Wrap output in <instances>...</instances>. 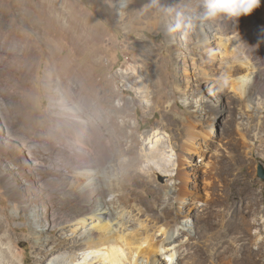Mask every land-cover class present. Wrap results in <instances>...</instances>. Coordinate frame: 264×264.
<instances>
[{
  "label": "rangeland",
  "instance_id": "obj_1",
  "mask_svg": "<svg viewBox=\"0 0 264 264\" xmlns=\"http://www.w3.org/2000/svg\"><path fill=\"white\" fill-rule=\"evenodd\" d=\"M149 4L150 0H0V98L7 117L6 122L0 115V212L12 217L14 229L12 239L0 234V264H34L42 237L51 238L49 264H102L101 257H96L107 248L97 252L71 245L55 247V242L79 238L93 226L92 220L67 223L58 213L71 208L68 181L78 147L75 136L66 133V124L56 118L61 97L56 90L58 76L69 88H76L77 100L86 102V114L97 126H104L105 133L112 132L125 148H132L131 154L119 157L107 149L101 160L89 154L95 171L131 159L133 167L107 176L108 180L126 179L122 189L128 205L118 201L126 211H117L116 218L121 216L128 226L134 222L127 211L144 187L136 183L137 171L153 176L157 188L170 191L173 184H182L190 202L203 200L200 205L205 210L199 221L181 218L163 228L167 232L189 228L202 245L219 247V264L237 263L233 245L250 240L249 236L236 238L239 232H264V127L253 129L247 144L242 138L250 125L264 122V85L256 86L255 100L260 105H252L243 91L244 78L264 79V0L225 28L230 16L206 18L203 0ZM31 7L43 9L39 18L22 13H32ZM177 12L185 20L180 29L175 27ZM31 19L50 28L33 32ZM205 36L208 43L203 44ZM252 40L262 51L251 46ZM242 52L247 56L245 65L236 58ZM239 65L245 68L236 72L234 67ZM215 81L224 84L222 104L214 101L207 86ZM89 88L101 95L99 105L88 96ZM205 104L214 105L210 114L202 109ZM188 111H200V115L190 117ZM187 116L200 121L195 127L201 132L199 142L186 146L200 150L193 157L180 145L187 138L180 139L183 125L179 119ZM255 131H259L258 138L253 136ZM154 151L164 154V160L152 159ZM32 154L48 164H36ZM204 157L208 162L202 161ZM160 164L165 165L162 171ZM179 168L187 174L183 182L176 176ZM205 177L213 182L212 188L205 184ZM170 197L177 207L182 206L174 193ZM105 199L117 197L107 192ZM74 203L79 205L78 200ZM194 214L198 215L197 209ZM252 248L256 250L257 245ZM125 253V264H152L162 258L151 247L145 255ZM168 259L165 255L162 264H170ZM258 263L264 264V252L258 255Z\"/></svg>",
  "mask_w": 264,
  "mask_h": 264
},
{
  "label": "bare ground",
  "instance_id": "obj_2",
  "mask_svg": "<svg viewBox=\"0 0 264 264\" xmlns=\"http://www.w3.org/2000/svg\"><path fill=\"white\" fill-rule=\"evenodd\" d=\"M41 10L43 9L31 7L32 13L26 11H23L22 13L23 14L27 13L29 16L32 17H33L32 14H35L37 15L35 17L39 18ZM241 17L242 16L238 18L234 16L228 17L227 20L225 21L224 26L222 27L225 28L226 26H229L232 19L233 20L241 19ZM29 22L31 25L30 26L31 30H33V32L35 30L36 32L42 33L43 31L47 30V27H49V26H43L44 23L40 21H36L35 19H31V21ZM64 34L66 35L67 32ZM37 36H41V35H37ZM205 42L208 43L207 36H205L203 39V44ZM251 43H252L251 45L252 47L254 46L255 49L262 51L260 44L256 40H252ZM74 46L77 47V45ZM81 47L78 46L79 50H81ZM243 53L244 52L238 54L236 58L239 61L243 62V64L245 65V63L247 64V59H246L247 56H245V54L243 56ZM76 54H80V53H76ZM244 68L245 66L239 65L237 67H234V70L237 72V71H241V69ZM244 81H247V84L243 85L244 93L249 96L250 100L253 103L252 105H260V103L257 100H255L256 99L255 96L257 95L256 86H259L260 84L264 85V79L259 80L258 78L255 77L254 78L247 77L243 79V82ZM55 83H56V90L59 91L61 94V97L58 101L60 110L57 111L56 118L58 119L59 123L66 124L67 126L66 133L73 134L76 138V143L78 145V147L74 148L75 152L73 153L75 154L76 157L75 166H74L75 169H73L72 173L69 174V181H68L69 182L68 202L70 203L71 208H69L66 211L63 210L58 211V213L61 214V216H59L58 214L57 216L62 218V220L64 219V221L67 223L74 222L75 220H79V221L92 220L93 223V226L90 227V229L86 233L82 232L81 237L79 238L76 237V239L73 240L64 239L55 242V247L71 245L73 248H79V249L94 248L98 252L103 250L104 247L107 245L106 246L107 248L104 250V253H107L110 259L119 261L120 264H125L126 261L125 250L129 252L128 256L133 257L134 252H140L142 253V255H145L146 252L150 251V247L156 249L158 254L162 256V258H160L157 262H153L152 264H162L163 259L165 260V255L169 256L168 261L171 262L170 264H219L218 261L216 260V258L220 254L219 247L211 249L208 246L202 245L198 237L192 234L189 228L172 229L169 232H167L164 229L165 227L163 228V226H169L171 222L173 221L177 222L181 218L193 217L194 222H197L203 216V211L205 210V208L204 206L200 205V202L203 200L202 199L197 200L193 203L190 202L188 200V191L184 186H182V184L179 186L177 184H173L171 190L166 191L165 190L166 187L157 188L156 186L153 185V181H154L153 176L151 175L146 176L145 174L136 171L137 173L136 183L141 184L142 187L144 186L146 188L144 187L142 188V190L140 191L141 194L140 196L139 195L135 196L136 204L132 206V210L127 211L128 215L132 214V217L134 218V222L128 226L127 223L123 222L121 216L118 218L115 217L117 211L118 213L121 212L122 214L124 211H126L125 206H122L123 204L118 205V201L124 203L125 205H128V202H126L124 197L125 192L122 189V187L125 185L126 179L125 177H121L119 179L108 180L107 176H109L110 173L118 169L133 167V164L131 163V159L129 161L126 160L118 161L117 164H112L110 166L100 169L99 171H95L94 169H92V167L95 164V160L92 159V157H90L89 154L92 153L95 155V158L97 160H101L102 155H105L107 153V149H109L111 153L114 151L115 156L119 157L124 154H131L132 148H125L123 140L119 138L118 139L115 138L112 132L105 133L104 126L102 125L97 126L96 120L86 114V108H85L86 102L83 99L81 101L77 100V92L74 86H71L69 88L65 83V81L60 76H58V78L55 80ZM207 86L211 88L210 94L214 98V101L217 104H222L225 95L224 84L221 81L220 82L215 81L214 83H209V85L207 84ZM88 96L92 97V99H94L97 102L96 103L97 105L100 104L101 95L97 93L95 89L89 88ZM257 99L259 100L258 97ZM207 106L208 107L210 106L209 110L206 109ZM213 106L214 105L205 104L202 109H205V112L210 114V112L213 109L212 108ZM4 109H5L4 102L0 98V115L7 122V117L5 115ZM199 112L200 111L197 112L188 111V114L190 117L195 116L196 118V116L200 115ZM190 117L188 116L185 118L181 117L179 119V122H181V124L183 125L180 139L182 140L183 137L187 138V141L186 142L182 141L180 145L183 149H186L188 153L191 154V157H193V155L196 152H200V150L199 149L192 150L189 148L187 149L186 146L189 142H191L192 144L198 143L201 137V132L195 130V127L198 126V123L200 125V121L197 119L192 120ZM111 122L116 123V121L113 122V120ZM125 126H127V122L123 124V127ZM211 127H212L211 129L213 130L212 124ZM263 127H264V122L262 121H257L254 126L250 125L247 134L246 133L242 134V138L244 142L246 144L248 143L247 137L249 133L253 131V129L257 130ZM253 133H254L253 136H255L256 138L259 137V131H255ZM115 146H117L118 149H115ZM82 148L85 149L84 153L81 150ZM204 154L206 155L207 151H205ZM35 155L36 154L34 155L32 154L31 157L32 159H34L36 164H45V165L48 164L43 162V160L39 159ZM153 157L154 159L155 157L157 158L160 157L163 159L164 154H162L160 151H154L151 158L153 159ZM202 161L208 162L205 157L202 159ZM162 167L165 168V165L160 164L159 168H161V171L163 169ZM176 176L179 179H181L183 182L187 177V174L183 171L182 168H179L177 170ZM204 182L207 185V187L209 186L212 188L214 186L211 179L207 177H205ZM120 189H122V191H120ZM107 192H112L113 194H115L117 200L107 201L105 199ZM171 192L174 193L177 196V198L183 202L182 206L177 207L176 203L170 197ZM148 194H152V198H149ZM167 196H169L170 198ZM209 196L210 193L207 192V197ZM76 200L79 201L78 206L75 205L74 203ZM204 201L207 202V200ZM107 205H109V207ZM195 209H197L198 211V215L196 217L194 214ZM135 210H137L138 213H134ZM11 218L12 217L8 216L5 213V211L0 212L1 238H5V239L13 238L14 229L10 223L11 222L10 220H12ZM57 219L59 218H56L55 220L52 221L53 223L52 226L55 225ZM60 222L61 221L58 220V223ZM54 230H55L54 228H51L52 232H54ZM157 232H161V234L159 235L157 234ZM162 235L165 236L161 237ZM248 236L250 240L247 243H242V244L238 243L233 245L234 251L232 256L237 261L236 264H245L243 259L244 260L249 259L251 263L257 264L258 255H261L264 252V232L262 230L253 232V230L251 229H246L243 232H239V236H236V238L239 237L240 239H245ZM41 239L42 240L40 241V247H39L40 256L36 258L34 264H46V263L49 264L48 257L52 250L51 248H49V243L51 242V238L42 237ZM253 245H257L256 250H253L252 248ZM113 249H116L117 251L114 252ZM120 249L123 250V255H121L119 251ZM0 251L3 252L2 248H0ZM245 254H247L246 257ZM100 257H101L100 255H97L96 258H100ZM100 261H102V258ZM60 263L61 262H56L54 264H60ZM91 264H96V263L94 261ZM142 264H144V261H142Z\"/></svg>",
  "mask_w": 264,
  "mask_h": 264
},
{
  "label": "clouds",
  "instance_id": "obj_3",
  "mask_svg": "<svg viewBox=\"0 0 264 264\" xmlns=\"http://www.w3.org/2000/svg\"><path fill=\"white\" fill-rule=\"evenodd\" d=\"M259 3L260 0H257L255 4H249L246 0H203L204 15L206 18H215L220 15H229L238 18L242 15L250 14ZM158 5L159 0H150L148 7H156ZM184 26V15L182 12H177L175 27L180 29Z\"/></svg>",
  "mask_w": 264,
  "mask_h": 264
},
{
  "label": "snow or ice",
  "instance_id": "obj_4",
  "mask_svg": "<svg viewBox=\"0 0 264 264\" xmlns=\"http://www.w3.org/2000/svg\"><path fill=\"white\" fill-rule=\"evenodd\" d=\"M246 2L249 3V4H255L257 2V0H246ZM246 84H247V81H244L243 85H246ZM113 251L115 252L117 250L113 249ZM119 251H120L121 255H123V250L120 249ZM98 255H100L101 258H102V264H120L119 261H116L114 259H110L108 257L107 253H98ZM88 258L91 259V256H89Z\"/></svg>",
  "mask_w": 264,
  "mask_h": 264
}]
</instances>
